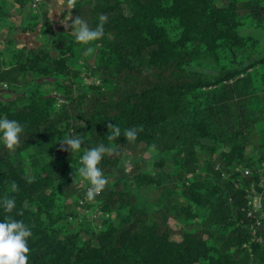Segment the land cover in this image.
I'll use <instances>...</instances> for the list:
<instances>
[{
	"label": "trees",
	"instance_id": "16d2710c",
	"mask_svg": "<svg viewBox=\"0 0 264 264\" xmlns=\"http://www.w3.org/2000/svg\"><path fill=\"white\" fill-rule=\"evenodd\" d=\"M6 7L0 0V22ZM101 15L103 35L88 44L51 32L49 46L13 45L5 64L0 54V83L17 99L0 100V117L23 127L13 149L0 143V221L31 229L28 264H264V246L248 239L251 180L238 172L264 162V51L238 31L264 29V0H83L69 23L80 16L94 29ZM47 79L55 95L40 91ZM77 134L71 152L62 141ZM99 144L111 148L99 164L105 177L133 159L138 194L118 181L102 189L98 228L78 212L81 192L65 202L75 181L91 187L79 157ZM31 151L46 154L42 166ZM151 152L170 160L160 174L141 170ZM5 197L15 199L11 212Z\"/></svg>",
	"mask_w": 264,
	"mask_h": 264
},
{
	"label": "rangeland",
	"instance_id": "374dc122",
	"mask_svg": "<svg viewBox=\"0 0 264 264\" xmlns=\"http://www.w3.org/2000/svg\"><path fill=\"white\" fill-rule=\"evenodd\" d=\"M83 1V0H73L74 4L75 2ZM6 2V8H7V23L4 26H0V54L2 57V62L7 63L8 57L5 53L6 51H9L12 49L15 45V47H22L26 46L28 48H38V47H45L49 46V43L46 42L48 34L51 32L53 33H59V32H65V31H71L70 27V10L66 6L64 8H61L59 10V5H57V0H41L40 5L35 9H31L30 3L31 0H26L24 6H20L18 3L15 2V0H5ZM217 3L219 5H222V0H217ZM239 33L242 36H250L258 40V48L260 51H264V29L261 28H254L249 25L241 26L238 28ZM94 59V51L92 53H88L86 56V61H88L89 65L93 64ZM238 60V58L236 57ZM83 63H79V67H82ZM84 74H82L81 78L85 80V82L88 83L85 77H83ZM52 80H43L42 85L40 87L41 92H52L53 95L55 93L52 90V86L50 85V82ZM10 86H7L6 90L0 92V100L3 102H8L11 100H16V96L14 95V91L9 88ZM32 152V151H31ZM32 155H34V158H31L30 163L36 164V165H43L44 162L42 161V156L46 154L38 153L33 151ZM257 152L254 149H249L247 151V156H254L256 157ZM57 157V153L54 155ZM151 158L147 161V164L145 163V166L141 169L143 172H150V173H162L164 170L165 164H163L161 161L166 160L167 163L170 160L165 159L164 156L162 158L154 157V153H147L145 157ZM47 160V156H46ZM133 159L126 155L122 159L120 165L113 170V172L109 173L106 177V184L103 189L110 188V186L115 182L118 181L120 184H130L131 183V175L134 170ZM161 162V163H160ZM28 162L26 165V169L28 170V174H32L31 165ZM156 166V164H158ZM33 168V166H32ZM78 185L75 189H69L70 186H63V190L66 193L72 192V196L66 200L65 205L68 206L71 203L77 199V195L81 192L83 196H86V193L88 190L85 189V185L82 181L77 182ZM74 182V183H75ZM75 183V185H76ZM132 187V191L135 194H138V191L135 189L134 186ZM101 192L96 194L95 197L91 200H88L85 198V205H89V207H83L80 206L78 209V212L80 214H84L86 217V220L90 221L92 223V226H95L96 224L100 223L101 217L96 212V206L95 204L100 199ZM72 206V205H71Z\"/></svg>",
	"mask_w": 264,
	"mask_h": 264
},
{
	"label": "clouds",
	"instance_id": "9594fccd",
	"mask_svg": "<svg viewBox=\"0 0 264 264\" xmlns=\"http://www.w3.org/2000/svg\"><path fill=\"white\" fill-rule=\"evenodd\" d=\"M72 3L73 0H57V5L60 6L59 10L65 6L71 9ZM99 20L100 23L93 29L90 28L86 20L76 16L70 26L75 39L83 44L98 40L103 35L104 22L107 17L101 15ZM93 51L92 47L86 49V53H92ZM112 127L115 129L113 135H118L119 128L115 125H112ZM22 132L23 127L17 120L0 117V143L8 149H13L19 143ZM125 136L129 140H134L137 136V129H126ZM109 138L111 139L112 137L110 136ZM62 143L67 145L73 152L81 147L82 141L80 135L77 134L75 137H66ZM110 151L111 148L109 146L99 144L98 146L90 147L79 157L80 176L91 185L86 193L88 200L93 199L96 194L100 193L107 182L99 164L103 154ZM16 189L17 185L13 182L11 190L15 191ZM3 207L5 211L11 212L15 207V199L5 197L3 199ZM31 234V229L21 220L9 217L0 221V264H28V253L30 251L28 238Z\"/></svg>",
	"mask_w": 264,
	"mask_h": 264
},
{
	"label": "built area",
	"instance_id": "2783aa9c",
	"mask_svg": "<svg viewBox=\"0 0 264 264\" xmlns=\"http://www.w3.org/2000/svg\"><path fill=\"white\" fill-rule=\"evenodd\" d=\"M41 3V0H31L30 6L32 9H36ZM7 88L6 83H0V90ZM64 101L59 98L55 107H60ZM219 167H216L218 170ZM238 172L244 179L251 180L245 188V207L246 216L250 220L248 227L249 243L264 246V162L256 167H239ZM222 178H225L224 173L221 174ZM85 198L79 201V205L85 204ZM101 222V220H100ZM99 228L100 223L96 224Z\"/></svg>",
	"mask_w": 264,
	"mask_h": 264
},
{
	"label": "crops",
	"instance_id": "0c3cea01",
	"mask_svg": "<svg viewBox=\"0 0 264 264\" xmlns=\"http://www.w3.org/2000/svg\"><path fill=\"white\" fill-rule=\"evenodd\" d=\"M6 23H7V19L5 18V19H3V20L0 22V26H4V25H6Z\"/></svg>",
	"mask_w": 264,
	"mask_h": 264
}]
</instances>
